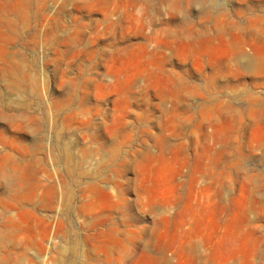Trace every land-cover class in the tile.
Listing matches in <instances>:
<instances>
[{"label": "rangeland", "instance_id": "rangeland-1", "mask_svg": "<svg viewBox=\"0 0 264 264\" xmlns=\"http://www.w3.org/2000/svg\"><path fill=\"white\" fill-rule=\"evenodd\" d=\"M0 264H264V0H0Z\"/></svg>", "mask_w": 264, "mask_h": 264}]
</instances>
